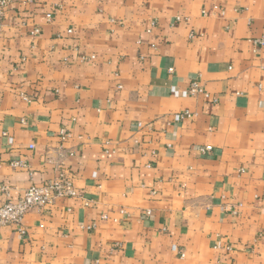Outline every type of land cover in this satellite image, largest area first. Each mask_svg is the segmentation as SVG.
I'll list each match as a JSON object with an SVG mask.
<instances>
[{"label":"crops","instance_id":"obj_1","mask_svg":"<svg viewBox=\"0 0 264 264\" xmlns=\"http://www.w3.org/2000/svg\"><path fill=\"white\" fill-rule=\"evenodd\" d=\"M262 37L264 0H13L0 204L59 161L80 196L0 227V264H264Z\"/></svg>","mask_w":264,"mask_h":264},{"label":"built area","instance_id":"obj_2","mask_svg":"<svg viewBox=\"0 0 264 264\" xmlns=\"http://www.w3.org/2000/svg\"><path fill=\"white\" fill-rule=\"evenodd\" d=\"M13 0H0V34L3 28V19L5 17V12L7 8L12 4ZM47 21L52 19V13H46ZM183 18L181 16H176L173 19V23L179 22ZM154 25V23H152ZM70 32V30L68 31ZM32 35H37L39 33V28L34 27L31 32ZM253 44L259 48L264 46V38H258L252 40ZM169 72L173 71L172 67L168 68ZM170 93L174 97H186L189 95H198L203 94L207 99L211 101H216V98H210L209 94L205 92L202 86L199 85L197 81H192L189 86L180 90L174 86L170 87ZM192 113L188 110H183L177 112L173 115V120L175 122H180L184 119L190 118ZM140 126V123L138 124ZM3 135L6 137L8 144H12L13 138L8 132H3ZM60 138L66 140L69 138V132L62 128L59 131ZM32 147V146H31ZM212 148L210 146H201L199 152L201 154H207L211 152ZM71 152H68L70 155ZM13 166L22 167L24 163L21 160H16L12 162ZM57 171L53 178L43 182L39 185H31L23 190L21 196L14 200H7L4 203L0 204V227L2 226H14L16 231L20 235L25 234V230L22 226V221L24 215L33 208H43L51 204L56 198L62 197H79L80 191L73 185V175L66 168L63 161L57 162ZM95 176V173H94ZM149 214V212H147ZM261 237H264V234H260ZM173 250H177L176 246H172ZM182 256L183 253L181 252Z\"/></svg>","mask_w":264,"mask_h":264}]
</instances>
